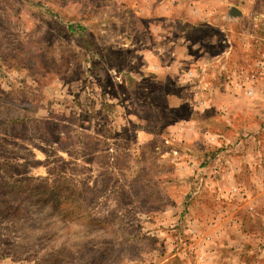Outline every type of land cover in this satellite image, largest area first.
Returning <instances> with one entry per match:
<instances>
[{
  "label": "rangeland",
  "instance_id": "obj_1",
  "mask_svg": "<svg viewBox=\"0 0 264 264\" xmlns=\"http://www.w3.org/2000/svg\"><path fill=\"white\" fill-rule=\"evenodd\" d=\"M130 59L166 81L117 84ZM202 83L243 94L237 122L264 145V0H0V264H264V146L263 170L215 190L213 150L164 138L198 117L226 141L198 116L218 88ZM120 98L162 131L131 166Z\"/></svg>",
  "mask_w": 264,
  "mask_h": 264
},
{
  "label": "crops",
  "instance_id": "obj_2",
  "mask_svg": "<svg viewBox=\"0 0 264 264\" xmlns=\"http://www.w3.org/2000/svg\"><path fill=\"white\" fill-rule=\"evenodd\" d=\"M125 45L127 46L128 44ZM130 46L133 47L132 45ZM142 53L145 54V51L143 50ZM164 69L165 68L162 64L154 62L153 60L150 61L144 59L142 61H133L130 59L126 62L124 67L117 68V84H121L119 79H124L126 77H132L136 82H140L142 79H146L151 76L154 83L156 81L157 84L162 85V82L166 81L164 80ZM210 85L218 86L214 85V83H202L199 86V92H206V89L211 90L212 92ZM230 92L231 89H224L223 83H221L217 88L216 96L212 95L210 98H200L199 95L197 96V101L201 102L199 105V108L201 107V112H198V116L203 115L205 112H210L214 116L219 117L220 122L223 123L226 130L230 132L228 136L225 135L224 137L226 138V141L222 139L225 134L224 130L219 131L213 130L212 128L206 129L205 125L201 123V121H203L202 118L199 119L198 117L184 118L180 120L176 125L177 134H175L174 139L169 140L167 137H164L168 143L183 145L185 147L186 154H193L190 155V158H198L193 146L190 144H194L200 140H203L204 145L209 146L210 149L213 150L214 154L210 155L209 158L211 163L210 181L214 184L215 190L216 187L221 184V181L224 182V179L227 184L232 185L240 180L243 181L248 179L250 176L257 175L260 168L263 170L260 158H262V148L264 145L259 140V137H256L255 134L257 133L250 135L249 132L251 129L249 126L246 125V127H244L242 121L239 123L237 122L236 117L239 115V112H241V117L244 115L242 111L244 106L239 104L241 100H244V96L242 94L239 95V97H236L235 93L231 94ZM166 95L170 98L168 102L169 106L171 108L174 107L177 104L174 103L176 100V94L171 95L170 93H167ZM150 105L151 104L148 103V106ZM152 107L155 108L156 105L152 104ZM135 117L138 118V120H136ZM146 122L147 119H143L140 115H136L131 111V106L125 98L117 99V131H120L121 129V131L126 132L125 128L130 129L131 126L136 130V134L132 142H130L131 140L127 136L117 139V162H119L118 159L120 157L128 156L131 158V161H128L127 163H129L130 166L133 165L134 158L140 154V151L148 146L155 138L162 136L161 130H157L155 132L145 128L144 125ZM237 135H243L246 138H242L243 136H240L242 139L238 146L234 145L236 148L230 147L229 149V145H227L226 153L224 154V159L226 160L223 163V158H221V154L218 152V147L223 143L228 144L235 141L238 138ZM251 140L254 141V145L251 144ZM163 144L164 143H162L161 146H163ZM156 149L159 150L161 147L158 145ZM235 149H238V154L240 155L231 154L230 151H234ZM251 149V153L256 156L255 160L246 162L248 160H246L245 157L247 158V154L249 155ZM185 156L183 157L184 160L186 159ZM166 157H168V155L164 156L162 154L159 161H166L163 160L164 158L166 159ZM220 186H223V184Z\"/></svg>",
  "mask_w": 264,
  "mask_h": 264
},
{
  "label": "built area",
  "instance_id": "obj_3",
  "mask_svg": "<svg viewBox=\"0 0 264 264\" xmlns=\"http://www.w3.org/2000/svg\"><path fill=\"white\" fill-rule=\"evenodd\" d=\"M192 74V73H191Z\"/></svg>",
  "mask_w": 264,
  "mask_h": 264
}]
</instances>
